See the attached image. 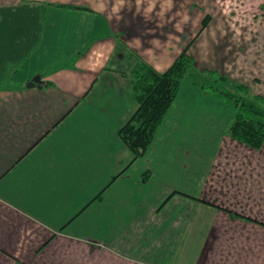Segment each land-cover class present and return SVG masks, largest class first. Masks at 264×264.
<instances>
[{
    "label": "crops",
    "instance_id": "0c3cea01",
    "mask_svg": "<svg viewBox=\"0 0 264 264\" xmlns=\"http://www.w3.org/2000/svg\"><path fill=\"white\" fill-rule=\"evenodd\" d=\"M122 1L0 0V264H264V143L226 135L232 106L200 87L264 97V0H196L183 31L164 0ZM185 48L195 71L131 162L127 75Z\"/></svg>",
    "mask_w": 264,
    "mask_h": 264
},
{
    "label": "trees",
    "instance_id": "16d2710c",
    "mask_svg": "<svg viewBox=\"0 0 264 264\" xmlns=\"http://www.w3.org/2000/svg\"><path fill=\"white\" fill-rule=\"evenodd\" d=\"M209 22V16L202 21V28ZM195 71V60L183 49L164 71L156 70L151 64L140 60L128 76L130 95L138 107L127 122L118 130V135L132 152L131 162L145 155L157 129L172 106L182 81ZM214 76L200 87L233 108V114L225 134L258 150L264 143V97L251 96L245 85L235 84L225 76ZM12 69L0 83V90L8 88ZM148 175L145 172V177ZM236 216L235 214H231Z\"/></svg>",
    "mask_w": 264,
    "mask_h": 264
},
{
    "label": "rangeland",
    "instance_id": "374dc122",
    "mask_svg": "<svg viewBox=\"0 0 264 264\" xmlns=\"http://www.w3.org/2000/svg\"><path fill=\"white\" fill-rule=\"evenodd\" d=\"M119 3L123 2L122 0H118ZM199 1V0H198ZM203 2H206L208 0H202ZM215 3H227L234 2V0H212ZM196 0H164L162 5V10H165V16L167 18H176V21L178 25L181 26L182 31L190 26V23L195 21L197 17L194 16L195 13L192 11V7L195 6ZM153 6H151V3L148 2V4L145 6V14L152 12ZM168 21V20H167ZM191 32V31H190ZM189 32V33H190ZM193 33V32H191ZM218 75V74H217ZM214 79V76L212 75L211 78H207V81L212 82ZM195 80V78H194ZM206 82V81H204Z\"/></svg>",
    "mask_w": 264,
    "mask_h": 264
},
{
    "label": "water",
    "instance_id": "95a60500",
    "mask_svg": "<svg viewBox=\"0 0 264 264\" xmlns=\"http://www.w3.org/2000/svg\"><path fill=\"white\" fill-rule=\"evenodd\" d=\"M35 85H36V84H35L34 82H32V81L27 83V86H28V87H34Z\"/></svg>",
    "mask_w": 264,
    "mask_h": 264
}]
</instances>
